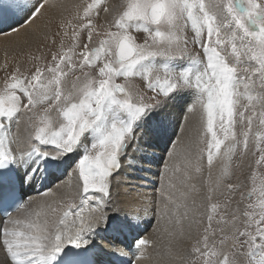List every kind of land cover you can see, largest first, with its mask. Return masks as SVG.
I'll return each mask as SVG.
<instances>
[{
	"label": "snow or ice",
	"instance_id": "obj_1",
	"mask_svg": "<svg viewBox=\"0 0 264 264\" xmlns=\"http://www.w3.org/2000/svg\"><path fill=\"white\" fill-rule=\"evenodd\" d=\"M48 2L0 0V23L12 16L32 24ZM101 11L104 23L98 25ZM58 27L60 44L51 61L41 65L42 57L30 56L36 63L28 69L17 62L0 86V251L5 254L0 264H86L82 256L99 231L139 227L137 214L102 209L122 158L130 147L139 151L144 132L136 130L177 96L191 101L189 112L199 108L209 168L220 159L226 175L237 151L242 158L257 153L259 158L255 167L249 164L254 186L246 194L255 202L242 211L238 205V214L230 220L221 216L215 227L220 205L200 212L197 197L204 184L191 182L202 173L204 149L193 152L189 146L183 160L164 166L163 209L157 211L172 226L164 228L170 243L183 235L185 221L191 226L207 219L200 238L176 258L181 264H264V175L256 170L264 168V0H91ZM139 32L143 42L134 34ZM190 45L200 49L202 59ZM3 67L8 69L7 61ZM69 76H75L70 86ZM121 77L125 83L116 82ZM134 77L143 80L145 91L128 83ZM242 99L248 101L244 110ZM40 108L25 146L14 148L13 123L23 116L31 124ZM70 161H77L74 199L48 202L50 190L39 203L26 199L34 183ZM205 183L202 200L211 202L215 189ZM239 187L228 184L227 190ZM151 243L138 239L136 247Z\"/></svg>",
	"mask_w": 264,
	"mask_h": 264
},
{
	"label": "bare ground",
	"instance_id": "obj_2",
	"mask_svg": "<svg viewBox=\"0 0 264 264\" xmlns=\"http://www.w3.org/2000/svg\"><path fill=\"white\" fill-rule=\"evenodd\" d=\"M82 2V0H49L48 4H46L43 9V14L40 15L34 23L28 24L26 17L14 28L0 32V46L2 43L5 45L8 42L17 43L20 53L17 59L14 60L19 62L21 66L25 64L26 69L32 68V65L36 63L34 59H30V56L42 57L39 63L41 65H47L48 63L44 62L45 59L43 58L46 57L47 59L49 57L48 53L56 51L59 48L60 40L59 37L55 35L59 31L58 25L62 20L67 21L72 19L77 13V6L83 5ZM113 2H115V0H109V3ZM79 11L82 12V8H80ZM62 15L66 16L63 18ZM100 19L98 25L104 23L103 12H101ZM14 23H17L16 18L9 16L6 22L0 23V28ZM14 29L16 31H14ZM69 32H71V29H69ZM85 33L83 36H87ZM45 35H47V39H45ZM53 39H55V44L52 43ZM5 45L1 47L3 48ZM0 52L2 54V50H0ZM32 70L34 71V68ZM76 75H79V73ZM74 79L75 76L68 77L69 86ZM39 111L42 112V108L37 110L40 115ZM51 115L54 119V114ZM55 118H57V116ZM157 123L158 122L151 119L149 124L144 123L142 128L137 131V133L142 130L144 132V135L140 136L139 139V151L130 147L128 149L129 154L122 158L121 162L124 166L118 175L114 176L112 179V197H110L111 199L108 201L107 207L102 209V211L109 213L113 210H119L121 216L124 214H137L141 221L139 227L126 228L121 232L99 231L94 238L95 243L93 246L82 256L86 264H155L161 260L158 258L164 257L162 249L164 247L163 238L165 237V232L162 223L165 225L166 221L165 218L164 220H161L159 217L157 218V215L156 217H150V211L154 209L155 203L157 205L159 204L160 198L154 195L155 191L153 189H148V183L155 182L153 179V177H155V166L163 150L162 148H164L168 142L172 120L166 119L162 121V123ZM31 124L26 125L23 116L19 118V124L13 123L11 131L13 136L17 138V142L13 144L14 148L25 146L29 132L32 131ZM155 124L159 127L158 129H155L153 126ZM152 128H154V130ZM181 135L182 131L179 135L182 138ZM171 148L173 149V147ZM43 150L49 152L53 151L51 146H45ZM76 162L77 161L74 162L72 170L75 168ZM70 165H72L71 161L67 164L66 168L47 175L42 183L40 181L34 183L32 188L27 191L26 199L31 198L39 203L42 194L49 190L51 194L46 197L48 202L60 200L62 197L74 199L75 185L78 182V173L72 174L71 172L69 175L68 168ZM64 174H67V177H64L65 179L63 178L62 181H58ZM117 181H119V183H117ZM161 186L162 184L160 187ZM160 187H158V189L161 192L162 187L161 189ZM156 191L158 192L157 189ZM110 205H112L111 208L109 207ZM162 209L163 204L159 210ZM147 213L150 214L148 215ZM150 221L151 226L149 227ZM138 239H148L152 243L146 248L138 249L136 247V241ZM182 239H180V242ZM141 253H143L142 259L137 261V257H140ZM4 258L5 254L0 251V260ZM163 262L164 264H172V261L167 259H163ZM176 263L179 264L178 262Z\"/></svg>",
	"mask_w": 264,
	"mask_h": 264
},
{
	"label": "rangeland",
	"instance_id": "obj_3",
	"mask_svg": "<svg viewBox=\"0 0 264 264\" xmlns=\"http://www.w3.org/2000/svg\"><path fill=\"white\" fill-rule=\"evenodd\" d=\"M82 1H83L82 2L83 5L88 3V2H91V0H82ZM31 2L35 3V0H31ZM40 2H44V0H41ZM80 13L82 14L81 11H80ZM74 15H75V12H74ZM65 16L66 15H62L63 18ZM100 18H101V15H100ZM100 20L101 19H98L95 22L98 24ZM18 24H20V22L14 23V24H9L8 26H4V27L0 28V32L10 30V28L12 29L15 26H17ZM134 34L137 35L138 42H143V38H144L143 32L134 33ZM85 35H87V33H85ZM187 35L189 36V38H191L192 32H191L190 28L187 32ZM83 42H87V36H83ZM65 43L70 44L71 42L66 40ZM3 45H5V44L2 43L1 46H3ZM82 46L83 45L81 44V49H82ZM27 47H29V46H27ZM190 47L192 48L194 53L200 54L201 59L203 58V54L198 47H196L194 45H190ZM0 50H2V54L0 52V86H2L6 74L10 73L12 68L17 63L16 60H14V59H17V57L20 53V49H19V46L17 45V43L8 42L3 48L1 47ZM79 50L80 49H78L77 51H79ZM48 56L49 57L47 59H46V57L43 58V59H45L44 62L48 63L51 61V59H52L51 53H48ZM6 61L9 65L8 69H5L3 67ZM21 67L24 69L25 64H22ZM25 69H26V67H25ZM116 82L117 83H125L123 77L118 78ZM135 82H139V83H135ZM128 83H130L134 88H138L141 91H145L144 82L142 79H140L138 77L132 78ZM145 94H146V96L152 95L151 92H145ZM157 99H162V98L157 97ZM190 103H191L190 100L186 101L182 97H179V96L173 97V98L167 100L166 103L162 104L159 109L155 110L154 114L146 122V124H149L151 122V119H153L155 122H158V123H162V121H165L166 119L172 120V124L170 127L171 129H169L170 135H169L168 142L166 143L165 147L162 148L163 150H162L160 156L158 157L157 164L155 166L154 174H155L156 179H155V177H153L155 182L148 183V186H149L148 189H153L155 191L154 195H156L157 197L159 196L160 201L158 202L159 203L158 205L155 203L156 208L154 207V209L150 211L151 214L150 213H147V214L148 215L150 214L151 218L154 216L156 217V215H157V218L159 217L157 209L158 208L160 209V207L163 204L162 203L163 201L161 199V195H159V193H161V192L158 189V187H160V185L162 184L161 187L163 189L165 186V178L163 176L164 166L166 164H173L174 165L175 163L179 162L180 160H183L185 158L187 152L189 151V146H191V151H193V152L197 151L200 148H203L204 149V158L202 161V173L200 175L194 176V178L191 182L196 183L198 187H201L202 183L204 184V187H201V192H202L201 196L197 197V204L199 206L200 212H206L210 208L211 203H218L220 205V207L218 208V210L214 216L213 226L215 227V221L219 220L221 216H226V218L230 220L231 215L233 213H237L238 205H239V209L242 211L248 203L255 202V197H253L251 200H249L247 198L246 194L254 186L252 184L251 180L249 179V177L251 175V169L249 167V164L251 162L252 166L255 167L254 159H258L259 154L257 153L254 158L251 156V154L247 157L242 158L240 156L239 151H237L231 160V163L228 167V172L226 175H222V172L224 169V162L220 159H216L214 161L213 166L211 168H209V166L207 164V138H205L203 140V142H201L200 136H199V129H200L199 108H197L196 112H189L188 107H189ZM247 103H248V101L246 99L241 100V110H244L243 106L246 105ZM174 110H175V112H174ZM257 111H259V109H257ZM42 112L39 111L40 115L42 114ZM52 114H54L53 120H55L56 119L55 117L57 116V114L56 113H52ZM246 115H251V112H247ZM38 116H39V114L37 112V117H34L33 120L31 121L32 130H33L35 124L38 122ZM196 119H197V121H196ZM191 120H192V122H191ZM157 124L153 125L155 127V129L159 128L157 126ZM254 126H258V120L256 122V125H254ZM141 128H142V126H141ZM181 128H183V129H181ZM139 129L140 128H138L136 131H138ZM152 129L154 130V128H152ZM244 130H246V120H245ZM181 131H182L181 136L183 139L179 136ZM241 131H242L241 126L238 123L237 124V132L239 133ZM47 147H49V146H47ZM171 147H173V149ZM170 153H173L172 154L173 156L170 155ZM74 162L75 161H71L72 165H70V167L68 168V174L69 175L71 174V172H72V174L74 173L73 171L75 168L72 170V168L74 167ZM256 170L261 175H264V168H260V169H256ZM64 177L66 178L67 174H64L61 178L58 179V181H60V180L62 181ZM159 181H160V183H159ZM217 181H219L218 186L216 183ZM205 182H211L212 187L215 189L211 202H209L207 200H202L203 194L206 193V191H207V184ZM238 183L241 184V187H239L238 189H235L233 191L227 190L228 184L236 185ZM255 186L259 187V180H257ZM161 187H160V189H161ZM156 189L158 190V192L156 191ZM202 190H204V191H202ZM241 193H245V197L243 199L241 197ZM111 197H112V189H111ZM110 199L111 198H109V200ZM109 207L111 208L112 205H110ZM167 220H168V217H165V221H167ZM206 224H207L206 216L204 217L203 220L200 221V224H197V225H191L190 226L188 221H185L183 223V229H184L183 235H177L174 239L171 240V243H170V238L165 234V237L163 238L164 247L162 249L164 257L158 258L161 260H159L155 264H164L163 259H167V260L172 261V264H174L176 262L181 264V261L178 260L176 257L184 254L185 251H188L191 249V247L193 246L195 241L197 239H199L200 236L202 235L203 226ZM150 226H151V221H150L149 227ZM162 226L164 228L169 227V230H171V227H172V226H169L167 223L165 225L162 223ZM164 239H165V241H164ZM180 239H182L181 240V242L183 241L182 243L180 242ZM169 248H171V252H169ZM182 249H184V250H182ZM175 259H176V261H175Z\"/></svg>",
	"mask_w": 264,
	"mask_h": 264
}]
</instances>
